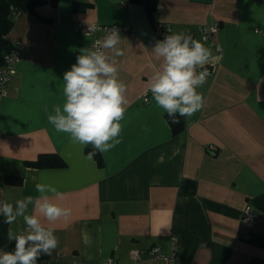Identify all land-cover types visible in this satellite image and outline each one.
Here are the masks:
<instances>
[{
    "label": "crops",
    "instance_id": "0c3cea01",
    "mask_svg": "<svg viewBox=\"0 0 264 264\" xmlns=\"http://www.w3.org/2000/svg\"><path fill=\"white\" fill-rule=\"evenodd\" d=\"M79 21L135 30L121 37L124 54L116 58L127 86L122 142L99 154L100 162L87 158L92 145L74 142L47 120L64 103L63 74L93 39L73 30ZM214 22L220 51L200 39V27ZM257 26L264 27V0H158L152 20L139 0H57L13 18L6 38L25 47L0 95V201L36 197L35 184L44 183L64 195L54 202L71 209L66 220L45 225L59 246L38 264H104L109 257L161 264L148 256L134 262L129 250L157 247L168 255L173 245L174 264H264V40ZM180 32L211 56L197 89L204 106L182 117L174 134L148 82L160 64L151 49ZM43 153L58 154L65 166L25 165ZM185 179L194 182L191 193L180 191ZM247 206L252 227L241 224ZM9 229L21 234L26 225L21 218L5 224L0 215V252Z\"/></svg>",
    "mask_w": 264,
    "mask_h": 264
},
{
    "label": "clouds",
    "instance_id": "9594fccd",
    "mask_svg": "<svg viewBox=\"0 0 264 264\" xmlns=\"http://www.w3.org/2000/svg\"><path fill=\"white\" fill-rule=\"evenodd\" d=\"M104 31L103 38L82 49L76 63L63 74L64 103L47 116L55 131L69 134L79 144L92 145L87 152L89 160L122 142L121 121L128 104L127 86L120 79L116 59L124 54L118 47L121 36L116 28ZM151 50L160 61L148 82L156 105L173 123L200 111L205 98L197 89L209 75L204 67L211 56L209 49L190 33L180 32L166 35ZM35 189L36 197L29 195L14 204L0 201L5 224L21 218L26 225L21 234L9 229L8 240L14 241V250L0 252V264H38L42 255L51 256L59 246L54 229L45 225L66 220L71 209L54 202L64 198L55 187L36 183Z\"/></svg>",
    "mask_w": 264,
    "mask_h": 264
},
{
    "label": "built area",
    "instance_id": "2783aa9c",
    "mask_svg": "<svg viewBox=\"0 0 264 264\" xmlns=\"http://www.w3.org/2000/svg\"><path fill=\"white\" fill-rule=\"evenodd\" d=\"M122 5H126L129 0H119ZM18 13L14 14V17L17 16ZM72 28L75 32L79 34H86L93 36L92 42L90 44V48L93 46L94 42L99 37H96L97 34L100 36L105 35L104 30H111L112 28H116L119 31L121 37H132L135 35V30L130 25L125 24H99V23H84V22H74ZM220 28V24L218 22H214L212 24L203 25L199 29L200 39L203 42H209L210 44L215 46L217 51L221 50L219 44H216L214 41V36L218 32ZM169 30V29H168ZM254 33L259 35L264 40V27H255ZM24 43L22 41H15L11 43L9 50L3 55L2 63L0 64V95H6L8 92V85L11 81L15 73V66L17 62L20 60L22 52L24 50ZM149 101L148 96L143 97V102L147 103ZM1 136V131H0ZM256 222L255 216L250 211L249 206H247L243 210V214L241 217V224L252 227ZM176 245H173V252L171 254H164L157 247H149L146 249H138L131 248L129 250V256L134 261L143 260L144 256H148L156 263L161 264H174L177 260V252ZM104 264H117V262L109 257L106 259Z\"/></svg>",
    "mask_w": 264,
    "mask_h": 264
},
{
    "label": "trees",
    "instance_id": "16d2710c",
    "mask_svg": "<svg viewBox=\"0 0 264 264\" xmlns=\"http://www.w3.org/2000/svg\"><path fill=\"white\" fill-rule=\"evenodd\" d=\"M50 1L52 4H56L57 0H0V64L3 60V55L9 50L11 43L7 40V34L13 24V18L15 13H34L35 8L45 2ZM143 5L148 17L152 20L155 15L158 0H139ZM165 118L171 126L174 134L179 133L183 128L182 117H178L179 123H173L168 117L167 113ZM92 149H87V152ZM95 159L100 162L101 158L99 153L95 156ZM25 165L34 168H49V167H63L65 162L58 154L55 153H43L39 154L37 159L31 161H25ZM13 179L11 176H6L5 181L10 182ZM194 189V182L185 179L183 180L180 191L181 193H191ZM14 250V241H10L6 251ZM48 259V255H42L39 258L38 263H45Z\"/></svg>",
    "mask_w": 264,
    "mask_h": 264
}]
</instances>
